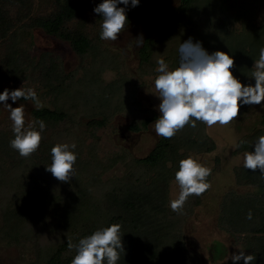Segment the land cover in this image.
I'll return each instance as SVG.
<instances>
[{
	"label": "trees",
	"instance_id": "1",
	"mask_svg": "<svg viewBox=\"0 0 264 264\" xmlns=\"http://www.w3.org/2000/svg\"><path fill=\"white\" fill-rule=\"evenodd\" d=\"M34 2L0 0V38L4 41L0 51V86L4 80L22 79L29 65L37 68L38 80L54 95L53 108L32 111L35 121L45 122V129L63 130L67 134L68 127L58 129L61 123L74 121L79 113L94 110L93 115L101 117L92 116L88 123L98 126L105 125L109 115L119 110L134 118L129 126L133 131L155 123L160 114L144 113L136 99L132 79L122 73L111 81L102 78L106 69L120 70V55L101 47L100 28L91 36L80 24L82 21L70 25L79 13L76 0H51L53 9L42 16L34 14ZM102 2L95 0V7ZM144 8L151 9L149 21L154 33L144 38L138 50L141 75L153 74L161 58L169 70L177 68L179 45L191 38L209 54L217 50L227 52L234 59L233 75L243 85L255 84L251 74L259 50L264 47V0H179L175 6L165 0H140L137 6L129 4L125 8L127 24ZM95 18L98 22L102 20L97 13ZM34 28L68 42L79 56H90L91 62L83 66L79 78H73L72 72H64L59 60L49 57L46 61L43 54L35 64H28V60L33 61L28 52L34 44ZM250 106L241 104L238 117L245 115ZM261 135H264L263 127L253 128L239 139L238 143H247L234 153L254 151V143ZM56 136L50 133L42 138L39 148L24 158L10 147L14 136L0 133V195L4 200L0 204V240L20 241L35 232L31 223L50 232L60 231L63 238L44 261L45 264H71L76 253L75 249L68 248L69 241L77 244L94 231L119 223L125 251L117 264H180L185 259L182 222L192 207L200 203L203 194L190 196L182 212L176 213L168 204L169 184L175 181L181 159L215 149L216 144L203 122L196 121L195 128L186 125L171 139L159 136L148 154L128 164L122 177L106 182L93 171L82 177L79 170L83 172L88 164L73 149L70 150L77 155L73 169L77 172L69 181L61 182L47 171L46 167L52 163L51 148L62 144ZM23 173L27 174V184L15 185ZM233 175L237 185L250 186L254 191L247 195L225 193L219 224L231 234L244 236V254L256 257L251 264H264V178L259 169L253 172L243 164L234 168ZM210 179L211 175L207 177L208 182ZM31 182L42 186L32 191L28 187ZM12 196L17 202L12 201ZM26 199L30 201L28 208L23 204ZM249 210L251 220L246 218ZM223 246L220 252L212 247L213 259L221 258L226 250ZM232 264H244V261Z\"/></svg>",
	"mask_w": 264,
	"mask_h": 264
},
{
	"label": "rangeland",
	"instance_id": "2",
	"mask_svg": "<svg viewBox=\"0 0 264 264\" xmlns=\"http://www.w3.org/2000/svg\"><path fill=\"white\" fill-rule=\"evenodd\" d=\"M165 1L172 6L177 5L179 2V0ZM76 4L78 5L79 13L70 25H75L82 21L80 24L84 25L86 31L91 36H95L97 30L101 29L102 24V20L98 22L95 18V0H76ZM51 9H53L51 0H35L34 2V14L42 16L48 14ZM150 12V8L139 9L136 16L126 24L124 31L118 35L116 41L100 39L101 47L117 52L121 59L120 70L106 69L102 72V78L105 81H111L117 78L119 73L127 75L128 78L135 82L136 99L144 113L155 112L160 114L158 106L161 101L154 86L155 78L159 75L156 71L158 65L153 74L141 75L138 61V50L143 44V42L138 44V40L142 38L144 41V38L154 33L149 21ZM32 31L34 44L28 53L33 61L28 60V64L30 62L35 64V61L43 54L46 55V61H49V57L59 60L63 71L72 72L74 74L73 78H79L82 74L83 66H89L91 62L90 56H79L72 50L68 42L47 35L39 28H34ZM3 42L0 38V51L2 50ZM22 87L25 90L28 88L34 89L44 107L53 108L54 95L49 93L42 85V82L38 80L37 68L32 69L29 65L26 75L22 79L2 81L0 93H3L5 89L12 91ZM7 103L11 104L12 107H18L23 104L26 124L35 121L32 111L36 107L33 102L23 99L13 102L9 98ZM94 113L95 110L81 112L74 121L61 123L58 129L68 127L69 132L67 134L63 130L58 132L46 128L42 132V138H47L52 133L57 135L56 137L61 143L69 145L74 143L76 148L73 150L78 151L79 158L88 164V168L83 172L79 170L82 177L86 178V172H91L92 174L93 171L99 176L101 181L106 182L110 179L122 177L128 170V164L132 160L148 154L159 136L155 133L154 123L148 124L147 128L139 131L131 130L129 126L134 121V118L126 111L113 112L106 120V124L102 126L88 123L92 116L101 117L100 115H93ZM263 119L264 101L260 105H251L245 115L237 117L228 126L222 127L219 124L211 128L206 126L207 133L214 140L216 147L212 152L198 153L193 156L202 165L211 168V187L202 195L200 203L192 207L191 213L182 222L187 256L180 264H232V254H239L241 249L244 251V236L225 231L219 224V214L221 201L225 193L233 191L239 195H247L254 191L250 186H240L234 182V168L243 164L244 153H234L233 145L237 144L239 139L251 132L253 128H264ZM36 129L39 130V126L36 125ZM0 133L10 137L14 136L10 113L4 102H0ZM26 175V173H23V176L15 185L23 186L27 184L28 177ZM15 176L13 175V177ZM41 186V183L34 186L33 182L28 185L32 191ZM7 191H4L3 194H7ZM179 191L176 181L170 182L169 206L171 200L178 197ZM1 199L4 201L2 195H0V204ZM12 201L14 203L17 202L14 198ZM23 204L28 208L30 206L29 199L24 200ZM31 226L35 232L23 236L18 242L0 240V264H45V256L60 242L63 235H61L60 231L50 232L39 224L31 223ZM223 245L226 246L224 254L220 259H213L212 247L216 249V252H220L224 249Z\"/></svg>",
	"mask_w": 264,
	"mask_h": 264
},
{
	"label": "clouds",
	"instance_id": "3",
	"mask_svg": "<svg viewBox=\"0 0 264 264\" xmlns=\"http://www.w3.org/2000/svg\"><path fill=\"white\" fill-rule=\"evenodd\" d=\"M140 0H103L94 8V12L102 17L100 38L116 41L127 24L125 8L135 7ZM123 4L125 7H118ZM143 39L138 40V44ZM179 66L169 70L163 58L157 61L154 86L160 98L158 106L160 116L155 120L154 130L157 136L171 139L186 125L196 127V121L203 122L211 128L217 124L228 126L236 120L240 105H260L264 101V47L259 50V58L255 60L251 76L255 78L254 85H243L232 73L234 59L227 52L217 50L209 54L199 42L193 43L189 38L179 45ZM13 102L23 99L33 102L37 110L44 105L36 91L32 88H17L0 93V102H4L10 113L14 139L10 147L18 151L21 157L27 158L40 146L42 132L45 130L43 120L26 124L24 105L12 107ZM39 125V130L36 125ZM247 141L233 145V149L241 147ZM76 145L67 143L56 144L51 148L52 163L46 170L61 182H67L73 176V165L77 155L70 149ZM243 166L255 172L259 169L264 178V135L254 143V151L244 153ZM211 168L202 165L196 158L189 156L179 161V170L175 173V181L179 186V194L171 200L170 208L180 213L190 196H201L210 187L207 177ZM247 219H252V211L247 213ZM121 225L112 224L94 231L91 235L79 240L77 244L68 242V248L75 249L71 264H117L125 249L121 240ZM255 255H245L241 249L239 254H232L233 262L243 260L251 264Z\"/></svg>",
	"mask_w": 264,
	"mask_h": 264
}]
</instances>
